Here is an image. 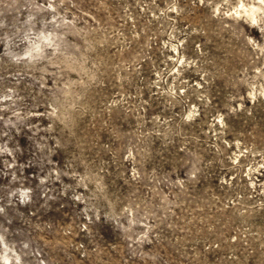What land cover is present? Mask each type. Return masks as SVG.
<instances>
[{
  "label": "rangeland",
  "instance_id": "rangeland-1",
  "mask_svg": "<svg viewBox=\"0 0 264 264\" xmlns=\"http://www.w3.org/2000/svg\"><path fill=\"white\" fill-rule=\"evenodd\" d=\"M0 264H264V0H0Z\"/></svg>",
  "mask_w": 264,
  "mask_h": 264
},
{
  "label": "bare ground",
  "instance_id": "bare-ground-1",
  "mask_svg": "<svg viewBox=\"0 0 264 264\" xmlns=\"http://www.w3.org/2000/svg\"><path fill=\"white\" fill-rule=\"evenodd\" d=\"M259 1V0H258ZM261 2V1H260ZM263 5V4H261ZM243 7V6H242ZM263 7V6H262ZM258 10H262L261 6L257 5H252L250 6V8L246 9L245 7H243V13L245 14V16L251 20H255V13Z\"/></svg>",
  "mask_w": 264,
  "mask_h": 264
}]
</instances>
